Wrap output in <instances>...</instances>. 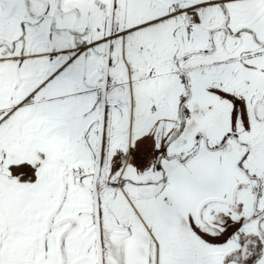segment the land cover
Here are the masks:
<instances>
[{"label": "snow or ice", "instance_id": "1", "mask_svg": "<svg viewBox=\"0 0 264 264\" xmlns=\"http://www.w3.org/2000/svg\"><path fill=\"white\" fill-rule=\"evenodd\" d=\"M0 264H264V0H0Z\"/></svg>", "mask_w": 264, "mask_h": 264}]
</instances>
